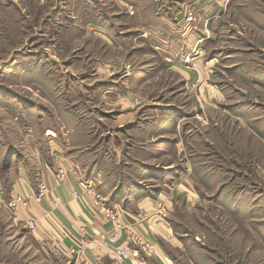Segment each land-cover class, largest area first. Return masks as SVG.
<instances>
[{
  "label": "rangeland",
  "instance_id": "obj_1",
  "mask_svg": "<svg viewBox=\"0 0 264 264\" xmlns=\"http://www.w3.org/2000/svg\"><path fill=\"white\" fill-rule=\"evenodd\" d=\"M58 156L164 192L171 264H264V0H0V178ZM0 264L76 261L3 231Z\"/></svg>",
  "mask_w": 264,
  "mask_h": 264
},
{
  "label": "crops",
  "instance_id": "obj_2",
  "mask_svg": "<svg viewBox=\"0 0 264 264\" xmlns=\"http://www.w3.org/2000/svg\"><path fill=\"white\" fill-rule=\"evenodd\" d=\"M191 77L190 72L188 73ZM74 162L67 156L55 157L53 160H40L37 163V172L20 170L15 175H11L8 184L0 178V183L5 187V194L0 197V205L4 208L3 216H0V233L6 231L8 235L23 237L30 235L34 240L53 246V242L61 239L66 248H82L84 253L80 260L75 258L76 264H81L82 260L90 264H113L111 257V243L107 239H102L101 235H106L111 228V221L102 213H93L83 206L81 201L74 198V190L80 191V177L70 173L68 178L60 182L55 175V170L59 167H68ZM45 182L49 192L44 197H39V184ZM103 185V186H102ZM104 182L100 185L101 191L107 196V204L111 207L122 203L118 202L113 193L115 189L109 188ZM59 194L62 204L55 208L54 195ZM163 197L164 192H161ZM16 195L26 198V205L19 204L15 210L6 205V202ZM157 195V194H156ZM155 195V196H156ZM140 195L132 207L123 206L121 208V221L129 222L133 230L150 239L157 244V254L145 257L147 264L156 261L157 264H171L167 254L162 248L159 239L169 241L170 230L167 226L166 218L158 215L157 199L160 196ZM155 198V199H154ZM165 199V198H164ZM119 205V204H118ZM120 208V206H117ZM29 222H34L36 227L31 229ZM26 232V233H25ZM23 234V235H21ZM116 245H130V252L126 258L127 263L141 264L140 257L133 255V250L137 246L130 244L125 230L119 232ZM141 255L143 252L139 251ZM72 258V257H67ZM168 261V263H167Z\"/></svg>",
  "mask_w": 264,
  "mask_h": 264
},
{
  "label": "built area",
  "instance_id": "obj_3",
  "mask_svg": "<svg viewBox=\"0 0 264 264\" xmlns=\"http://www.w3.org/2000/svg\"><path fill=\"white\" fill-rule=\"evenodd\" d=\"M70 173L75 174L80 177L79 185L80 191L74 190L73 196L81 201L84 207L91 210L93 213H102L108 218L112 225L110 230L106 235H101L102 239H107L111 243V257L113 264H132L127 263L126 258L130 252V245H116L115 242L122 230L126 231L127 239L130 244H134L136 249L133 250V255L135 257H140L141 264H147L146 258L149 256H155L157 254V244L150 239L146 238L142 234L135 232L132 225L129 222L121 221L120 216L122 215L121 208L114 206L111 207L107 205L104 197L97 191L94 186V181L92 179L84 178L80 174V170L74 164H69L68 167H59L55 170V175L60 182H63L68 178ZM49 192V188L45 182H40L39 184V197H44ZM5 194V187L0 183V197ZM27 200L21 195H16L6 202V205L11 209L15 210L19 204L26 205ZM62 204V198L59 194L54 195V206L57 208ZM158 213L165 212L167 210L165 203L161 201L157 202ZM160 214V213H159ZM29 227L34 229L36 224L34 222H29ZM54 249L62 256L65 257H77L80 260L83 256L82 248H66L61 239H56L53 242ZM144 255H141L140 252ZM81 264H90V262L82 260Z\"/></svg>",
  "mask_w": 264,
  "mask_h": 264
},
{
  "label": "bare ground",
  "instance_id": "obj_4",
  "mask_svg": "<svg viewBox=\"0 0 264 264\" xmlns=\"http://www.w3.org/2000/svg\"><path fill=\"white\" fill-rule=\"evenodd\" d=\"M201 40V39H200ZM195 48L193 47V49H191L192 51L194 50Z\"/></svg>",
  "mask_w": 264,
  "mask_h": 264
}]
</instances>
